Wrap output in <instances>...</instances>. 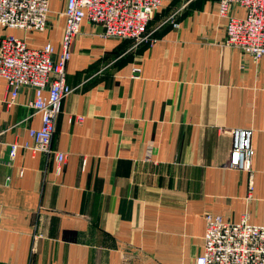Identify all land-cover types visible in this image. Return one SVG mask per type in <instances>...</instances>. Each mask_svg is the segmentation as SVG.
Here are the masks:
<instances>
[{
    "label": "crops",
    "instance_id": "crops-1",
    "mask_svg": "<svg viewBox=\"0 0 264 264\" xmlns=\"http://www.w3.org/2000/svg\"><path fill=\"white\" fill-rule=\"evenodd\" d=\"M65 5L50 0L42 33L0 37L49 43L57 61ZM225 27L218 0L166 1L137 46L83 22L51 144L60 173L24 148L9 160L41 119L32 90L9 105L0 79V264H194L206 215L264 226V57L226 46ZM231 129L253 132L250 173L225 168Z\"/></svg>",
    "mask_w": 264,
    "mask_h": 264
},
{
    "label": "built area",
    "instance_id": "built-area-1",
    "mask_svg": "<svg viewBox=\"0 0 264 264\" xmlns=\"http://www.w3.org/2000/svg\"><path fill=\"white\" fill-rule=\"evenodd\" d=\"M168 0H66L61 51L54 59L51 44L29 48L22 39L8 34L0 37V79L4 80L13 105L22 88L34 93L30 107L40 115L39 128L28 130L30 146L11 144L9 160L19 148L42 153L53 159L57 173L65 163V155L51 148L56 121L62 104L73 88L66 83V64L70 46L83 22L101 28L103 39L131 41L134 46L149 39L148 24ZM50 0H0V27L25 33L46 30ZM239 8L243 17L233 11ZM218 16L226 20L225 45L238 50L253 61L264 57V0H218ZM138 79L140 69H133ZM77 122L82 118L77 117ZM231 138L226 169L251 172L255 155L253 132L246 129L228 130ZM9 163V161H8ZM194 264H264V226L251 225L243 217L238 223L223 221L219 216H205L202 255Z\"/></svg>",
    "mask_w": 264,
    "mask_h": 264
}]
</instances>
